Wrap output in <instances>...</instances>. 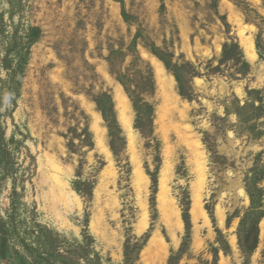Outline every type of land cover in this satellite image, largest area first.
Segmentation results:
<instances>
[{
    "label": "rangeland",
    "instance_id": "rangeland-1",
    "mask_svg": "<svg viewBox=\"0 0 264 264\" xmlns=\"http://www.w3.org/2000/svg\"><path fill=\"white\" fill-rule=\"evenodd\" d=\"M246 25L255 63L241 44ZM144 51L176 78L175 101H166ZM263 79L264 0H0V264H264ZM117 85L130 101L135 156L149 182L141 194L149 225L140 234ZM193 140L206 157L209 225L192 212ZM47 155L68 171L82 202L66 224L46 208ZM167 165L183 220L177 245L158 196ZM100 212L102 232L93 227ZM155 233L166 250L151 244Z\"/></svg>",
    "mask_w": 264,
    "mask_h": 264
},
{
    "label": "bare ground",
    "instance_id": "bare-ground-1",
    "mask_svg": "<svg viewBox=\"0 0 264 264\" xmlns=\"http://www.w3.org/2000/svg\"><path fill=\"white\" fill-rule=\"evenodd\" d=\"M240 17V16H239ZM241 19V18H240ZM238 26V25H237ZM239 27V26H238ZM240 29V28H239ZM253 29L252 26H242L240 29V35L242 38V46L245 49L248 59L255 63L258 60V55L255 47V42L253 38L248 34V31ZM144 56L150 61L151 65L153 66L160 87L161 91H163L164 96L167 102H172V100H176L178 96L173 92L175 80L172 75H170L164 64L155 56L148 54L147 52H143ZM262 64V63H261ZM255 65V64H254ZM262 76V75H261ZM260 76V77H261ZM264 81V79H263ZM200 82V81H199ZM237 92L242 95L240 88L237 89ZM116 95L119 101V105L121 107V120L125 126V129L128 132L129 138V148L133 152V161L135 164V181L137 184V189L139 191V195L143 194L148 187V177L145 174V171L142 168L141 161L138 157L135 156V145H136V134L133 130L132 121L128 113L130 111V101L126 93L124 92L122 86L117 85L116 87ZM175 108V107H174ZM95 109V108H94ZM120 115V114H119ZM102 115L97 112H94V128L96 130V137L98 147L104 152L106 158L109 161V168L108 174L112 177L113 182L116 179V174L114 171V164H113V156L112 152L109 147L105 143L104 138V131L105 129L101 127L100 123L102 121ZM193 136H191L192 138ZM192 149L195 152V166L197 170V180L194 185V193H193V216L196 220L203 219L205 225L210 224V219L207 216V213L203 207V189L206 181V157L205 152L202 150L203 147L198 140H193ZM169 162V161H168ZM133 164V163H132ZM166 165V164H165ZM171 166V165H170ZM170 166L167 165V172L163 175L160 183V194L159 201H160V209L163 213V219L170 227V232L172 235V239L175 245L178 244L179 238L177 236L178 231H182L183 228V220L181 218L180 209L178 207V202H176L175 198L172 195L171 188L169 187V180L171 179L170 173ZM208 166V165H207ZM43 169V182L48 185V193L45 194L46 196V208H51L54 212L55 217L57 220L62 222L63 224L69 223L66 218V213L70 210L72 211L75 207L77 209L82 208V202L79 198L78 194L73 191L70 187V183L68 182V171L62 167V165L54 158L53 156L47 155L45 164L42 163ZM69 170V169H68ZM105 173V172H104ZM208 177V176H207ZM104 188H108L106 184ZM240 195L247 199L245 195V191L240 189ZM100 193L97 194L98 202L101 201ZM107 206L114 208L118 206L119 201L116 195H113L111 191L108 190V199ZM139 203L141 207V217L137 227L138 233L144 232L149 225V212H148V204L146 198L142 197L139 198ZM101 207V206H100ZM103 209H101L102 211ZM103 213L100 212V217H96L93 222V227L96 231L102 232L100 229L101 224L98 223L99 219L102 217ZM218 215L220 218L221 223H224V211L219 207L218 208ZM225 224V223H224ZM262 227H264V221L262 222ZM98 234V233H97ZM233 244L235 243V239L232 238ZM151 244H155L157 247H164V241L159 236V234L155 233L153 239L151 240ZM166 250V249H165ZM167 254V252H165ZM165 254V255H166ZM222 264H225L222 262Z\"/></svg>",
    "mask_w": 264,
    "mask_h": 264
}]
</instances>
